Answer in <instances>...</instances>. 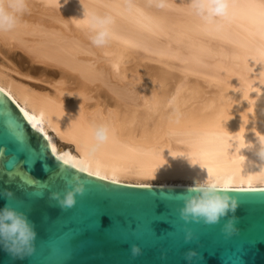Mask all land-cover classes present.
<instances>
[{
  "label": "bare ground",
  "instance_id": "bare-ground-1",
  "mask_svg": "<svg viewBox=\"0 0 264 264\" xmlns=\"http://www.w3.org/2000/svg\"><path fill=\"white\" fill-rule=\"evenodd\" d=\"M82 3L28 0L0 33V88L52 151L78 162L106 124L91 174L192 186L209 170L228 187H264V161L248 148L264 135V0H230L229 18L212 23L189 0ZM84 8L112 17L107 45L90 42Z\"/></svg>",
  "mask_w": 264,
  "mask_h": 264
},
{
  "label": "water",
  "instance_id": "water-1",
  "mask_svg": "<svg viewBox=\"0 0 264 264\" xmlns=\"http://www.w3.org/2000/svg\"><path fill=\"white\" fill-rule=\"evenodd\" d=\"M59 158L0 88V209L11 204L25 213L37 233L35 253L23 258L0 245V264H264V187H228L240 204L217 225L185 223L178 210L189 185L117 182ZM78 175L87 190L65 211L51 193L73 186ZM232 215L238 232L226 236L221 229Z\"/></svg>",
  "mask_w": 264,
  "mask_h": 264
},
{
  "label": "clouds",
  "instance_id": "clouds-1",
  "mask_svg": "<svg viewBox=\"0 0 264 264\" xmlns=\"http://www.w3.org/2000/svg\"><path fill=\"white\" fill-rule=\"evenodd\" d=\"M47 4V0H45ZM82 3V0H81ZM83 4V3H82ZM158 8L167 7V0H154ZM192 13L206 23L214 20H226L230 16V0H189ZM84 7V5H83ZM85 9V8H84ZM28 10V0H0V33L11 32L17 27L20 17ZM85 26L91 33L90 42L96 47H103L112 38L110 25L113 19L110 15H98L85 9ZM110 139V129L106 124L94 127L92 131V142L86 146V155L78 162H73L60 157L62 166L76 169L77 172L87 173L89 161ZM257 144H249L248 148H255L261 161H264V135H257ZM193 165L192 158L190 157ZM201 167H205L201 164ZM264 168V167H262ZM208 175L204 181H197L189 186L181 195L182 207L179 208V215L185 223H203L205 225H217L221 218L235 213L239 207L240 199L232 195L228 190V179L215 177L207 170ZM75 184L61 192H52L51 199L57 201L65 211L76 206L78 197L85 194L87 190L86 180L78 175L75 177ZM11 196V193H8ZM237 218L232 215L223 225L221 231L226 236H232L238 232L236 227ZM36 230L27 215L11 204H6L0 209V245L14 257L23 258L36 251ZM186 240L192 239V232L188 230ZM133 255L140 252L139 246L132 248ZM196 252L189 251L186 258L191 260Z\"/></svg>",
  "mask_w": 264,
  "mask_h": 264
}]
</instances>
